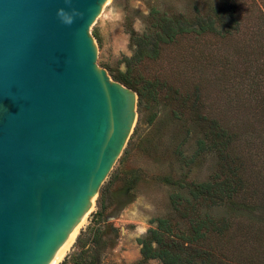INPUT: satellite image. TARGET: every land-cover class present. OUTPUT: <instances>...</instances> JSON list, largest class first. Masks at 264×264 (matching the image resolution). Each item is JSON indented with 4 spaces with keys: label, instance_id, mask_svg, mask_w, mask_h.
<instances>
[{
    "label": "rangeland",
    "instance_id": "374dc122",
    "mask_svg": "<svg viewBox=\"0 0 264 264\" xmlns=\"http://www.w3.org/2000/svg\"><path fill=\"white\" fill-rule=\"evenodd\" d=\"M238 1L235 30L224 24L218 34L180 36L156 56L130 60L128 69L127 59L136 50L129 31H147L151 9L193 16L216 12L217 0H107L102 5L89 26L95 62L117 81L126 72L143 97L137 104V96L128 139L58 264H164L141 253L139 239L155 226L153 219L171 213L172 193L191 197L187 188L193 182L226 176L215 150L198 147L201 131L185 94L200 97V110L220 111L225 122L238 125L237 149L246 168L236 196L224 195L222 203L196 201L201 214L224 221L222 232L205 241L204 260L264 264V0ZM177 220L176 229H185Z\"/></svg>",
    "mask_w": 264,
    "mask_h": 264
},
{
    "label": "water",
    "instance_id": "95a60500",
    "mask_svg": "<svg viewBox=\"0 0 264 264\" xmlns=\"http://www.w3.org/2000/svg\"><path fill=\"white\" fill-rule=\"evenodd\" d=\"M105 1L0 0V264L51 260L133 128L136 92L95 62Z\"/></svg>",
    "mask_w": 264,
    "mask_h": 264
},
{
    "label": "trees",
    "instance_id": "16d2710c",
    "mask_svg": "<svg viewBox=\"0 0 264 264\" xmlns=\"http://www.w3.org/2000/svg\"><path fill=\"white\" fill-rule=\"evenodd\" d=\"M217 3L216 12L196 13L193 16L182 13L170 15L151 9L150 28L143 33H137L132 29L129 31V39L136 50L134 55L127 59V69L130 60L140 61L149 55L156 56L163 44H169L180 36L218 34L221 33L224 24L232 26L234 30L238 28L241 18L239 1L217 0ZM225 32L230 33L232 30ZM118 80L136 91L137 104H139L143 92L138 87V83L127 77L126 72L120 73ZM183 98L201 131V137L197 140L198 147L208 146L215 150L218 167L226 176L224 180L220 178V174H217L206 181L193 182L187 188L191 197L172 193L171 213L153 219L155 226L150 227L145 236L139 239L141 253L144 258H158L164 264H196L197 260H201L204 264H220L221 260L214 256L204 260L207 251L204 246L211 233L222 232L224 221L207 213L201 214L196 201L207 199L213 203H222L225 201L224 195L231 199L236 196L238 190L242 189L245 184L243 174L246 168L242 161L244 153L237 149L239 139L237 131L240 128L236 124L225 122L227 121L225 113L200 110L198 95L190 98V94H185ZM223 186L225 191L222 189ZM176 219L183 221L185 229H176L174 226L178 223Z\"/></svg>",
    "mask_w": 264,
    "mask_h": 264
},
{
    "label": "bare ground",
    "instance_id": "6f19581e",
    "mask_svg": "<svg viewBox=\"0 0 264 264\" xmlns=\"http://www.w3.org/2000/svg\"><path fill=\"white\" fill-rule=\"evenodd\" d=\"M107 1V0H106ZM105 1V2H106ZM91 208V207H90ZM86 215V214H85ZM85 215L81 218V220L79 221V223L74 227V229L70 232V234L68 235V237L65 239V241L61 244V246L56 250L55 254L53 255V257L51 258V260L47 263V264H58L59 261L62 259V257L64 256L67 248L70 246L71 242L73 241L79 226L81 225V223L84 220Z\"/></svg>",
    "mask_w": 264,
    "mask_h": 264
},
{
    "label": "clouds",
    "instance_id": "9594fccd",
    "mask_svg": "<svg viewBox=\"0 0 264 264\" xmlns=\"http://www.w3.org/2000/svg\"><path fill=\"white\" fill-rule=\"evenodd\" d=\"M57 16L60 18L62 23L69 24L71 23V16L67 15L63 9L57 10Z\"/></svg>",
    "mask_w": 264,
    "mask_h": 264
}]
</instances>
